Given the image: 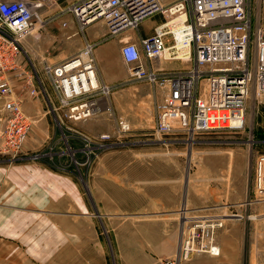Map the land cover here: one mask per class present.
Listing matches in <instances>:
<instances>
[{"label":"built area","instance_id":"built-area-1","mask_svg":"<svg viewBox=\"0 0 264 264\" xmlns=\"http://www.w3.org/2000/svg\"><path fill=\"white\" fill-rule=\"evenodd\" d=\"M253 1L257 5L259 0H175L169 5L159 0H80L69 12L81 33L87 25L102 20L106 38L118 37L130 76L146 80L156 89L155 134L183 132L193 137L202 132L244 130L251 91L264 95V25L253 22ZM260 1L264 6V0ZM39 7L41 3L27 0H0V98L6 113L2 152L12 157L21 152L35 121L22 108L12 75L21 68V42L40 20ZM158 14L164 20L153 27L150 36L141 37L139 45L123 35ZM94 48V43L86 41L72 56L43 67L56 94L57 108L64 109L61 118H89L102 110L110 96L111 87L99 80ZM161 57L191 62V67L170 72L152 67L150 62ZM27 76L25 90L34 96L37 88ZM130 129L120 119L114 135L119 138ZM85 139L101 147L116 143L107 133ZM254 188L264 196V154L254 167ZM214 224L217 221L211 220L205 227L196 225L180 238L173 257L152 264H180L192 252L218 255L214 228L209 227Z\"/></svg>","mask_w":264,"mask_h":264},{"label":"crops","instance_id":"crops-1","mask_svg":"<svg viewBox=\"0 0 264 264\" xmlns=\"http://www.w3.org/2000/svg\"><path fill=\"white\" fill-rule=\"evenodd\" d=\"M162 18H147L136 30H126L123 35L139 45V39L150 36ZM64 22L66 30L46 43L59 40L64 45L62 51L69 54L86 41L94 43L99 80L112 86L113 76L107 70L109 45L107 41L98 45L106 38L105 23L97 20L87 25L81 35L73 16ZM96 23L97 28H93ZM69 39L72 42L66 44ZM34 43L30 37L23 39L21 68L12 75L22 108L35 120L22 148L24 155L36 151L37 139L43 145L55 136L47 107L49 103L55 108L58 103L51 100L55 92L44 81L48 76L43 67L68 58L44 56V47L36 52ZM117 63L124 64L119 49ZM27 74L32 78L31 86L37 88L34 97L23 92ZM2 162L0 264H152L175 255L181 238V219L191 214L188 210L181 213L180 209L200 205L203 200L196 185L188 184L181 191L178 181L165 182L163 164H81L76 168L86 177L85 189L78 176L45 160ZM231 182L247 188L248 167H238ZM217 236L223 245L219 243L221 257L204 253L181 263L234 264L238 250L235 242L227 240L221 231Z\"/></svg>","mask_w":264,"mask_h":264},{"label":"rangeland","instance_id":"rangeland-1","mask_svg":"<svg viewBox=\"0 0 264 264\" xmlns=\"http://www.w3.org/2000/svg\"><path fill=\"white\" fill-rule=\"evenodd\" d=\"M27 1L41 3L38 8L40 20H37L34 30L23 39L30 37L35 42L36 52L43 46L44 56L63 59L76 53L79 49L72 54L63 52L64 45L61 46L59 40L49 44L46 42L66 30L63 22L70 20L72 16L69 9L80 0ZM164 1L159 0L162 5H169L175 0L168 4ZM260 3L259 0L256 5V1H253L250 11L253 22L259 21L264 25V6L261 7ZM98 24H93V28H97ZM68 41L66 44L71 43L72 39ZM106 41L109 45L107 70L113 76V85L109 84L110 97L106 99L102 110L89 118L74 121L61 118L60 114L64 109L56 107L58 110H55L53 106L49 107L48 103V115L55 136L43 145H40V139H37L34 146L36 151L29 152L28 155L22 154L21 150L18 156L12 157L2 152L1 131L6 113L3 110V99L0 98V161L11 164L18 161L45 160L62 171L78 176L85 189L86 177L84 178L76 168L81 164H163L165 182L178 181L181 191L188 184H193L202 193L199 195L203 198L200 205L180 209L181 213L186 210L191 213L185 215L187 218L181 219L180 237L196 225L221 220L222 226L213 230L214 239L217 244L220 243L217 235L218 231H221L227 240L235 242L238 250L234 264H264V196L259 195L254 188V167L258 157L264 154V95L256 96L254 91H251L247 101L245 129L242 131L202 132L193 137L183 132L157 135L153 131L156 89L146 80L132 78L129 65L117 63V52L121 45L118 37L103 39L98 45ZM150 64L164 72L191 67V62L162 57ZM47 78L44 81L50 85ZM203 83L204 81L201 84ZM25 84L26 82L22 84L23 92L28 91L24 90L28 89ZM36 95L37 92L34 96ZM51 100L57 104L56 94H51ZM120 119L127 121L131 129L126 135L116 138L114 134ZM98 133L113 135V141L116 143L101 147L85 139V136L92 137ZM240 166L242 169L248 167L247 188L244 184L237 187L231 182ZM182 196L185 200V193H182ZM220 245L223 246L221 243ZM204 253L194 252L182 263ZM221 256L222 254L219 257Z\"/></svg>","mask_w":264,"mask_h":264},{"label":"bare ground","instance_id":"bare-ground-1","mask_svg":"<svg viewBox=\"0 0 264 264\" xmlns=\"http://www.w3.org/2000/svg\"><path fill=\"white\" fill-rule=\"evenodd\" d=\"M164 56L166 57L167 56V54L165 53L164 54ZM227 217V216H226ZM201 226L202 227H205V225H203V224H201ZM220 226H222V222H221V220L219 221V222H217V224L215 225H212V226H209V227H212V228H219ZM218 255H216V256H219L220 254H221V248H220V245L218 244ZM190 250V249H189ZM191 251H193V246H192V250ZM193 253V252H192ZM192 253L189 255V257L188 258H190V256L192 255ZM207 253V252H206Z\"/></svg>","mask_w":264,"mask_h":264}]
</instances>
